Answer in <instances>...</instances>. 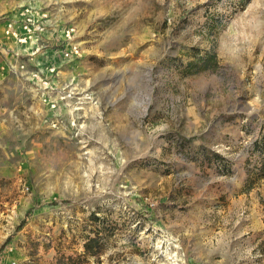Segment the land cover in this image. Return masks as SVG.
Wrapping results in <instances>:
<instances>
[{"label":"rangeland","instance_id":"374dc122","mask_svg":"<svg viewBox=\"0 0 264 264\" xmlns=\"http://www.w3.org/2000/svg\"><path fill=\"white\" fill-rule=\"evenodd\" d=\"M23 4L81 43L57 110L19 65H60L59 41L29 62L4 36ZM204 52L218 68L189 74ZM252 119L261 131L264 0H1L0 264H264V244L230 242L248 215L231 199L264 187Z\"/></svg>","mask_w":264,"mask_h":264},{"label":"built area","instance_id":"2783aa9c","mask_svg":"<svg viewBox=\"0 0 264 264\" xmlns=\"http://www.w3.org/2000/svg\"><path fill=\"white\" fill-rule=\"evenodd\" d=\"M15 10H17V13L6 20L4 36L19 48L15 52V56L28 57L29 62H33L35 56L39 55L48 45L45 42L48 39H53L52 37L48 38L54 36L51 33L53 31L49 28L55 26V24L52 22L49 12L38 11L30 4L20 5ZM57 26L60 29L58 35L54 38L55 41L56 39L59 41L57 45L61 46L62 50L56 54H59L62 63L57 66L52 64L46 68L41 67L32 72L25 71L27 67L25 63L19 65V71L29 74V78L39 86L41 100L50 106L52 110H57L61 104L68 105L70 100L76 97L74 91H68L67 88L58 89L59 86L56 85L55 81L60 67L65 63L75 62L82 58L81 43L76 42V28L73 26ZM60 33L61 39L59 37ZM51 95H54V98Z\"/></svg>","mask_w":264,"mask_h":264},{"label":"crops","instance_id":"0c3cea01","mask_svg":"<svg viewBox=\"0 0 264 264\" xmlns=\"http://www.w3.org/2000/svg\"><path fill=\"white\" fill-rule=\"evenodd\" d=\"M14 8L16 9L15 5H14ZM51 37L54 38V36H50L48 38H51ZM59 37L61 39V33ZM51 42L52 40L48 39L45 42V44H50ZM15 47L16 49H13L14 51L19 49L17 46ZM253 121L254 120L252 119L250 121V124L248 125L247 123L245 124L246 120L244 121V124L246 126L245 127L246 138L248 142L252 145L264 144V126H262V124H260L261 131L253 133L250 130H248L249 127L251 128L254 125H257L258 121H256L255 123H253ZM254 150H255V147L252 149L251 155L249 156V158H247V161H250L252 160L253 157H256L262 164H261V168H259L260 167V164H259V167L258 168L254 167V169L255 171L262 172L263 165H264V152L254 151ZM255 164H257L258 166V162ZM249 174L250 172L246 170L245 175L248 177ZM258 193H260V195L263 196L264 187L262 184L260 185L257 183L256 185L252 186L250 189L248 190L245 189L243 191L242 194L244 196V199H239V200L231 199L230 205L228 207L229 211L242 208V207H245V209L248 210V215L246 216L247 222L243 223L245 222L246 220L245 219L241 224L242 225L241 229L243 231H240V233L236 234L234 236L233 241L230 240V242L233 243L234 251L244 250V252L247 255H250V257H252L253 252L256 250V248L258 249L260 248V245L264 244V212L262 209H260L258 201L254 198V195Z\"/></svg>","mask_w":264,"mask_h":264},{"label":"trees","instance_id":"16d2710c","mask_svg":"<svg viewBox=\"0 0 264 264\" xmlns=\"http://www.w3.org/2000/svg\"><path fill=\"white\" fill-rule=\"evenodd\" d=\"M218 59L217 55L213 52H204L202 54H196L194 61L190 62L188 65L189 74L203 73L210 70H215L218 68ZM195 70V71H193ZM252 186L246 188L250 189ZM25 223V221L23 222ZM96 239H88L84 245L85 256H97V251H95Z\"/></svg>","mask_w":264,"mask_h":264}]
</instances>
